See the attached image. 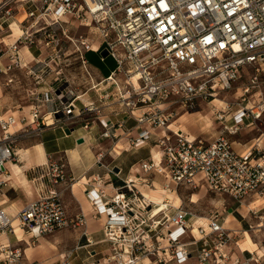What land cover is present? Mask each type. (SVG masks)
Instances as JSON below:
<instances>
[{
  "label": "built area",
  "instance_id": "1",
  "mask_svg": "<svg viewBox=\"0 0 264 264\" xmlns=\"http://www.w3.org/2000/svg\"><path fill=\"white\" fill-rule=\"evenodd\" d=\"M37 1H44L42 6L46 2ZM9 2L0 3V13L6 17L10 16L9 9H5ZM97 2L94 10L86 0H57L51 15L56 16L54 21L68 16L80 26L95 27L101 42L96 51L105 44L104 49L115 62L114 70L102 78L108 87H113L115 94L101 95L99 99L100 102L111 99V102L97 106L91 101L78 108L76 102L80 98L71 89L68 80L62 79L63 86L42 94L47 106L44 114L40 105H33L29 118L21 117L17 121L9 115L0 119V173L4 162L17 158L13 145L25 135L35 133L40 136L50 128L65 133L67 129L74 131V127L82 123L81 128L86 134L92 128H99L101 139L109 140L113 146L122 139L130 149L147 145L154 133L158 137L156 148L161 154L158 162L151 158L149 162L140 163L139 168L145 174L151 171L164 174L176 186L203 187L228 195L240 203L249 196H264V133H260L253 140L254 144L242 153L236 152L229 140V135L238 134L248 119L260 121L264 118V97L254 94L257 99L253 98L249 106L253 96L246 98L251 89L259 88L264 75V0ZM28 14L34 17V13ZM80 44L91 50L88 41L82 40ZM79 60L85 72L83 74L93 81L85 56L79 55ZM246 68L254 71L248 78V86L243 89L245 97H241V103L247 104H234L233 123L225 125L223 130L228 136L221 134L215 142L206 143L170 128L178 110L191 111L200 100L207 103L213 101L219 92L230 89ZM7 70L10 69H0V73L5 74ZM121 77L125 80L121 81ZM111 105H116L118 111L110 109L104 113V109ZM216 112L218 120L223 119L220 111ZM128 119L136 123L135 137L131 136V128H125ZM16 122L22 126L21 129L10 131ZM22 122L26 123L22 125ZM27 127L31 129H25ZM157 130H161L160 135L155 133ZM103 156V153L96 156L95 165L113 173L112 169L102 164ZM31 173L30 183L35 187L37 197L14 217L0 209V235L13 233L14 219H18L22 230L33 241L86 225L83 215L70 217L67 214L60 193L54 189L57 185L72 182L62 158H48L44 165L32 169ZM92 182L96 187L91 185ZM102 183L103 179L94 174L83 183L89 187L84 192L92 204L93 218L99 219L106 214L105 236L112 245H118L116 242L120 236L129 234L134 223L139 221L140 209L146 214L152 206L145 197L139 200L134 194L137 203L135 206L130 204L134 182L128 179L123 189L131 196L116 191L108 197L99 188ZM119 194L125 198H119ZM99 204H102L103 210ZM171 210L166 216L167 229L161 240L173 245V264H186L190 256L188 247L200 242L203 247L199 248V264H205L212 257L214 264H228L222 248L226 241L234 238L236 231L226 229L219 217L214 215L205 224L198 225L197 232L193 233L186 220V212L175 207L173 212ZM260 226L264 227V224L259 223ZM123 241L128 242L124 245V253L129 258L118 253L115 257L118 264H139L140 260L132 256L129 249L141 239L133 234ZM87 243L91 244L88 240ZM150 247L148 244V249ZM24 258L21 247L11 243L0 244V264H23Z\"/></svg>",
  "mask_w": 264,
  "mask_h": 264
},
{
  "label": "rangeland",
  "instance_id": "2",
  "mask_svg": "<svg viewBox=\"0 0 264 264\" xmlns=\"http://www.w3.org/2000/svg\"><path fill=\"white\" fill-rule=\"evenodd\" d=\"M4 1H10L5 9H9L11 18H9L10 16L6 17L5 14L1 15L0 13V69L4 71V69L9 68L10 70H7L5 74L0 73V119L9 115L14 116L17 121H19L21 117L29 118L30 109L33 105H40V110L43 109L44 111L42 113L44 114L45 111H47V106L45 107L44 99L42 98L43 95L46 92L50 93L53 89L59 87V85L63 86L64 82L62 79L68 80L71 89L76 91L77 94H75L80 98V100L76 102L78 108H82V105H86L87 102L91 101H94L97 106L111 102V99L107 101L102 100L101 102L99 99L101 95L110 94L112 96L115 94L113 87H108L107 83L102 81L100 74L98 75L97 73L91 72L93 81L88 79L84 75L85 72L81 68L79 60V55H84L88 63L93 67H97L100 72L106 71L107 68L110 69L109 65L98 63L93 54H88L95 52L97 55H100V52L105 46V44L101 45L96 51L98 44L101 42L95 27L80 26L76 23L74 18L68 16H63L58 18L57 21H54L56 16H52L51 14L54 11L57 0H46L43 6L42 4L44 1L39 2L37 0H0V3ZM49 8L50 12H48ZM31 12L34 13V17L28 14ZM15 24L18 25L21 31L18 35H16L18 32L17 28L16 31L13 29V32L10 28L11 25ZM82 40L88 41L91 50H87L80 44ZM26 50L27 53H25ZM59 72L61 75L57 76L56 74H59ZM253 72L254 71L249 68L242 70L239 79L231 85V88L219 92L213 101L210 100L209 103H207V101L200 100L198 101V106L194 110H178V114L176 113L177 115L173 117L171 123L173 126L171 129L175 131L179 128L187 137L203 140L206 143L215 142L221 134L228 136L226 132H223L225 129L224 127L225 125L229 126L233 123L231 122V116L236 108L234 104L241 103V97H245V95H243V89L248 86V78L253 75ZM262 74H264V72H262ZM120 79L121 81L125 80V77H121ZM261 83L258 89H251L250 92L246 94V98L254 94H259L264 97V75H262ZM37 98L39 101H37ZM253 98L257 99V95L250 98L248 106L253 102ZM215 100H219L221 103L214 102ZM246 104L247 102H243L242 105L244 106ZM228 107H232V109ZM110 109L118 111L116 105H111L104 109V113L109 112ZM216 111H220L219 114L223 116V119L218 120ZM93 115L94 114H92V117ZM24 123L26 122H22V125H24ZM81 124L82 123L76 125L74 130L77 128L86 134L85 130L81 128ZM21 127L22 126L16 122V125L12 127L10 131L19 130ZM135 127L136 123L133 120L128 119L126 121L125 128H131L134 131ZM25 129L31 128L27 127ZM48 130L52 131L53 128L46 129L44 132ZM155 133H159L160 135L161 130H157ZM260 133H264V118L260 121H250L248 119L240 128L238 134L233 136L229 135V140L233 149L236 152L242 153V151L254 144L253 140H255ZM38 137L40 136L35 135V133L25 135L18 142L14 143L13 146L15 151L16 149H23L24 147L30 146L33 143L32 140ZM156 139H158V137L152 136L147 145L150 143L153 147H156ZM156 149L160 155V149ZM121 157L122 156L115 158L105 153L101 162L107 169H112L113 172L114 168L120 170V167H123V164L120 163ZM149 159L147 161H140L139 165L142 162H149ZM10 162L19 164L16 158L15 162ZM139 165V174L137 176L134 174L136 179H134L135 183L133 184L132 196L123 189L127 177L122 180L118 178L120 171H118L117 174L109 173L104 167H101L104 169L105 173L102 176L99 174L97 175H99L103 181L106 176H109L110 179L114 178L120 180V187L116 188L115 192L120 191L126 194V196H131V205L133 203L135 206L137 200H142L144 195L159 198L163 197L164 193L162 191H164V188L174 190L180 198L179 200L181 203L179 201L173 204L169 203V207H167V204L158 206L157 208L153 207V209L156 208L157 211L152 212L150 215L147 213L145 214V212L140 209L141 216L139 215V221L134 223L132 231L129 234H125L124 237L120 236L119 241L116 242L118 245H112V242H109L105 234L102 236L105 241L103 248L106 251L104 254L100 253L95 256L93 255L94 257L92 260L90 259L89 264H118L116 261L118 253L129 258L128 254L124 253V245L128 242L123 240L131 237L133 234L136 235V238L141 239V241L133 245V248L129 250L132 256L140 260L139 264H173V255H171V250L173 249L171 246L173 245L170 246L161 240L162 236L166 233V216L168 214L167 212L171 210L170 207L173 209L175 207L186 212V220L190 228L191 226L193 227L191 222L192 219L193 221L202 222L204 219L207 220L216 215L224 225L225 221L228 220L226 228L228 227L230 230L236 231L237 234L231 241L228 240L225 242L222 249L227 257L224 256V260L227 261L228 264L230 262H234L233 264H264V227H259V223L264 224V201H262V203L258 201V199L264 198V196H249L240 203L228 195L214 193L203 187H196L193 189L184 185L176 186L164 174H157L153 171L147 174L143 173ZM20 175L23 176L22 173H20ZM91 176L93 175H90V177ZM23 180L22 184H25L26 180L24 176ZM74 182L75 181L71 183L68 182V188L71 189ZM146 182L148 185H146ZM80 189L82 188L80 187ZM26 190L27 192L29 191L28 188H26ZM157 190L161 191V193H156ZM133 194L138 199H135ZM146 200H148V198ZM191 200L193 203L190 202ZM254 200L258 201V203L255 204L256 208L248 210L247 205ZM173 209L171 212H173ZM229 210L232 211L229 212ZM149 211H151V209H149L148 212ZM145 215L147 217V223L146 218H144ZM150 221L156 222L159 225L154 229L152 227V229L144 228ZM105 222L106 219L104 218L101 222L102 224L104 223V229ZM203 222L205 223V221ZM145 229H147L148 233L144 232L146 231ZM70 231L73 230L71 229ZM244 232L249 234L253 245L255 244L257 246V252L244 251L238 247V241L243 239ZM76 241L74 236H68V264H83L81 260L85 257L80 254L81 250H77L78 255L74 253L77 247ZM29 242L33 250L36 249L34 246L39 244L37 240L33 241L29 239ZM148 244L151 245L149 249ZM119 245H121V247ZM21 246L27 247L25 244ZM158 246H160V248H158ZM202 247L203 244L201 242L188 247L190 256L186 264H189L188 262L191 257H194L195 264H199V248ZM209 247L211 249L213 248L211 244H209ZM89 249L91 248H87L86 250ZM85 256L87 257V255ZM24 260L27 261L26 258H24ZM84 263L87 264L85 261ZM214 263L212 257V259L205 264Z\"/></svg>",
  "mask_w": 264,
  "mask_h": 264
},
{
  "label": "crops",
  "instance_id": "3",
  "mask_svg": "<svg viewBox=\"0 0 264 264\" xmlns=\"http://www.w3.org/2000/svg\"><path fill=\"white\" fill-rule=\"evenodd\" d=\"M25 53H27V50ZM92 53L98 63L106 64L110 67V69L107 68L106 71L100 72L97 67H93L89 64L92 68V72L98 75L100 74L102 78L107 77L110 72L114 70L115 62L109 57L102 58L100 55H97V53ZM136 135L137 130H134L131 136L135 137ZM153 135L155 136V134ZM78 139H83V143L77 144L76 141ZM32 141L33 143L30 146L24 147L23 149H16V159L20 165L15 163V165H12L8 163L10 161L3 163V169L0 173V209H3L10 217H14L26 204L37 197L36 189L30 183V179L33 176L31 173L32 169L44 165L48 161V158L54 160L62 158L67 165L68 177L76 182L71 186V189L68 188V184L57 185L54 189L60 193L67 214L70 217L83 215L86 225L84 227H78L76 230L73 229V231H70L71 229H66L54 235L39 238L37 240L39 244L34 246V248H36L35 250L31 248L29 242L31 236L26 234L20 225H18L21 230L20 235H0V244L11 243L21 247L27 260L25 261L23 259V264H68V236L71 235L77 240V247L74 253L78 255L77 250H81L80 254L85 257L81 260L82 263L85 264V261L89 264L90 259L92 260L95 255L100 253L104 254L106 251L103 248L105 241L102 238L105 234L104 223H101L104 218H93L92 215L94 210L92 204L88 201L84 192L85 189H89V187L83 185L90 175L99 174L102 176L105 173L103 168L95 165L96 156L99 153H108L115 158L122 156L120 163L123 164V167L121 168L118 165L120 167V175L118 178L122 180L125 177L128 178L131 176L133 181H135L134 179L136 178L134 174L137 176L140 172L138 171L139 162L147 161L151 157L152 159L155 157L159 159L160 155L156 147H153L150 143L138 149H130L126 146L125 141L121 139L116 146H113L109 140L99 137V131L96 128H92L88 134H84L83 131L76 128L73 132L70 131L69 135L63 133L59 129H53L52 131L48 130L47 132L41 133L40 137ZM1 157L0 155V158ZM20 173L23 174L26 180L25 184H22L24 180ZM119 183L121 184L120 180L114 178L110 179L109 176H106L99 188L104 191L106 196H112L115 193V189L120 187ZM91 185L96 187L93 182ZM80 187L82 189H80ZM26 188L29 189L28 192ZM258 201L262 203V201ZM258 201H252L248 205L249 208L258 203ZM14 221H16V219L12 221V227ZM227 222L228 220L225 221V227L228 225ZM227 229L229 228L227 227ZM87 240L91 242L90 245L87 243ZM23 244L27 247H22L21 245ZM238 247L241 250L249 252L256 249V245H253V243L252 245H247L244 238L238 241ZM87 248L91 249L86 250ZM257 250L258 249H256L255 252H257ZM85 255H87V257ZM194 260V257H191L188 263L195 264Z\"/></svg>",
  "mask_w": 264,
  "mask_h": 264
},
{
  "label": "bare ground",
  "instance_id": "4",
  "mask_svg": "<svg viewBox=\"0 0 264 264\" xmlns=\"http://www.w3.org/2000/svg\"><path fill=\"white\" fill-rule=\"evenodd\" d=\"M86 2L88 3V5L92 8V9H96L97 8V6H98V2H97V0H86ZM10 28H11V31L13 32L14 30L16 31V28H17V30H18V32L16 33V35H18L19 33H21V31H20V29H19V27H18V25L17 24H15V25H11L10 26ZM14 29V30H13ZM135 82V81H134ZM214 102H219V103H221L219 100H215ZM173 125H171L170 126V128L172 127ZM12 128V127H11ZM11 130V129H10ZM175 131H178V132H181L182 130L181 129H176ZM183 132V131H182ZM184 133V132H183ZM154 134V133H153ZM153 153H154V151H153ZM154 161L155 162H158L159 161V159H156V157L154 158ZM8 163H11L12 165H15L14 163H12V162H8ZM130 182H134L135 183V181H133V179H132V177L130 176V177H128L127 178ZM76 182V181H75ZM74 182V183H75ZM164 191H162L164 194H163V197H152V196H149V195H144V197H146V199L148 198V200H149V202H150V205H152V207H151V211H147L146 213L147 214H151L152 212H155L156 211V208L158 207V206H163V205H166L167 204V207H169L170 206V204H173L174 202L176 203V202H179L180 200V198L177 196V193L174 191V190H168V189H166V188H164L163 189ZM173 191V192H172ZM156 193H161V191H159V190H157L156 191ZM119 195H121V194H119ZM93 196V195H92ZM119 198H125L123 195H121V196H119ZM262 199H264V198H260V199H258V200H260V201H264V200H262ZM191 203H193V201L191 200L190 201ZM170 203V204H169ZM180 203H181V201H180ZM100 205V209L101 210H103V206H102V204H99ZM153 207H156L155 209H153ZM166 208V207H165ZM170 208H172V207H170ZM247 208L249 209V210H252V209H255L256 207H255V204L253 205V206H250V208H249V206L247 205ZM170 211V210H169ZM169 211L167 212V213H169ZM104 214H105V212H104ZM106 215V214H105ZM104 215V217L103 218H105L106 216ZM154 215H156V214H154ZM145 217H146V215H145ZM203 221H205L206 222V220L204 219ZM198 222V221H193V219L191 220V222H192V224H193V227H192V229H193V233H196L197 232V225L198 224H203L204 222ZM146 223H147V217H146ZM205 224V223H204ZM18 225H20L19 224V221H18V219H16V221H14L13 222V227H14V231H13V233L11 234V235H20V233H21V230H20V227H18ZM157 225H159V224H157L156 222H153V221H150L149 222V224H147V226H146V228L148 229H154V228H156L157 227ZM152 227V228H151ZM224 227H225V225H224ZM226 228V227H225ZM227 229V228H226ZM154 232V231H153ZM243 234V233H242ZM244 240H245V243H247V245L248 244H251L252 245V240H251V238H250V236H249V234L247 233V232H245L244 233ZM255 245V244H254ZM252 247V246H251ZM250 248V247H249ZM254 248V247H253ZM256 249H257V246H256ZM256 249L254 250V251H251V252H255L256 251Z\"/></svg>",
  "mask_w": 264,
  "mask_h": 264
},
{
  "label": "water",
  "instance_id": "5",
  "mask_svg": "<svg viewBox=\"0 0 264 264\" xmlns=\"http://www.w3.org/2000/svg\"><path fill=\"white\" fill-rule=\"evenodd\" d=\"M100 56H101L102 58H107V57H108V53H107V51H106L105 49H103V50L100 52ZM56 94H58V92H56ZM55 118L57 119L58 116L56 115ZM65 133H66L67 135H69V134H70V130H66ZM76 143H77V144H82V143H83V139H78V140L76 141ZM118 171H119L118 168H114V169H113V173H115V174H117ZM231 211H232V210H229V212H231Z\"/></svg>",
  "mask_w": 264,
  "mask_h": 264
},
{
  "label": "trees",
  "instance_id": "6",
  "mask_svg": "<svg viewBox=\"0 0 264 264\" xmlns=\"http://www.w3.org/2000/svg\"><path fill=\"white\" fill-rule=\"evenodd\" d=\"M88 54H93V53H88ZM86 58V57H85ZM87 60V59H86ZM88 61V60H87ZM96 66V65H95Z\"/></svg>",
  "mask_w": 264,
  "mask_h": 264
}]
</instances>
